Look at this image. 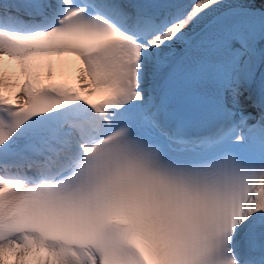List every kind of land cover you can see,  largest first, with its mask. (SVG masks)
Wrapping results in <instances>:
<instances>
[{"label": "snow or ice", "instance_id": "snow-or-ice-1", "mask_svg": "<svg viewBox=\"0 0 264 264\" xmlns=\"http://www.w3.org/2000/svg\"><path fill=\"white\" fill-rule=\"evenodd\" d=\"M0 264H264V0H0Z\"/></svg>", "mask_w": 264, "mask_h": 264}, {"label": "bare ground", "instance_id": "bare-ground-1", "mask_svg": "<svg viewBox=\"0 0 264 264\" xmlns=\"http://www.w3.org/2000/svg\"><path fill=\"white\" fill-rule=\"evenodd\" d=\"M51 59L55 60L56 58L55 57H52ZM65 59L69 62H72V61H75L76 58L74 56H68V57H65Z\"/></svg>", "mask_w": 264, "mask_h": 264}]
</instances>
